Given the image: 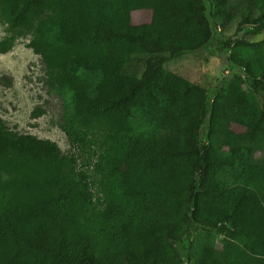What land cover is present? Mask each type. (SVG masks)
Wrapping results in <instances>:
<instances>
[{"label": "trees", "instance_id": "obj_1", "mask_svg": "<svg viewBox=\"0 0 264 264\" xmlns=\"http://www.w3.org/2000/svg\"><path fill=\"white\" fill-rule=\"evenodd\" d=\"M0 20L74 151L0 117V264H264V0H0ZM236 20L263 38H224ZM217 35L220 89L166 68Z\"/></svg>", "mask_w": 264, "mask_h": 264}, {"label": "rangeland", "instance_id": "obj_2", "mask_svg": "<svg viewBox=\"0 0 264 264\" xmlns=\"http://www.w3.org/2000/svg\"><path fill=\"white\" fill-rule=\"evenodd\" d=\"M151 20L148 11H134L132 21L135 24L147 23ZM250 31V30H249ZM238 31V20L234 21L225 31L224 38L241 37L246 35L250 40H261L263 36H252ZM8 26L0 20V41L9 37ZM218 39L203 48L199 53L184 55L166 65V68L175 72L190 82L208 86L219 78L216 84L220 89L233 76V72L221 74V68L226 64L222 53L218 52ZM28 38L19 39L14 48L7 54H0V117L10 129L22 134H31L41 139H48L58 144L62 152H74L65 133L57 126L60 117L61 105L58 99L46 92L42 81V64L40 57L27 47ZM147 55L131 56L125 65V72L134 77H141L147 62ZM6 79V80H5ZM10 82L11 84H7ZM41 106L46 114L39 119H32L31 113L35 107ZM221 239V237H220ZM204 240L203 234L190 240L191 251L195 252ZM216 242V240H214ZM218 243V240H217ZM219 244V243H218ZM184 257L186 250L180 248Z\"/></svg>", "mask_w": 264, "mask_h": 264}]
</instances>
